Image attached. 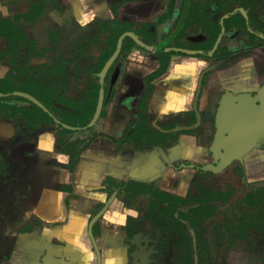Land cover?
<instances>
[{"label":"flooded vegetation","instance_id":"flooded-vegetation-1","mask_svg":"<svg viewBox=\"0 0 264 264\" xmlns=\"http://www.w3.org/2000/svg\"><path fill=\"white\" fill-rule=\"evenodd\" d=\"M256 122L264 0H0V264H264Z\"/></svg>","mask_w":264,"mask_h":264},{"label":"water","instance_id":"water-1","mask_svg":"<svg viewBox=\"0 0 264 264\" xmlns=\"http://www.w3.org/2000/svg\"><path fill=\"white\" fill-rule=\"evenodd\" d=\"M187 2H188V0H187ZM186 14H187V9L185 10V12H184V15H183V17H182V20H181V23L180 24H182V22L184 21V19H185V16H186ZM117 54V52L115 53V55ZM114 55V56H115ZM111 62H112V59L106 64V66H105V68H104V70H103V73L105 72V70L109 67V65L111 64ZM102 73V74H103ZM102 76V75H101ZM101 76H100V78H101ZM22 96H24V97H27V98H29L30 100H32V101H34L36 104H38V105H40L38 102H36L33 98H31V97H29V96H26V95H22ZM102 97H103V94H102V89L100 90V95H99V101H98V105H97V107H96V112H95V115H94V117H93V119H92V121H91V123L89 124V126H92L93 124H94V122L96 121V119H97V117L99 116V113H100V110H101V105H102ZM246 120L244 121L245 123H244V125L243 124H238L237 125V127H236V124L234 125L236 128L235 129H233V130H236V131H243V132H249V131H251V125H250V123L248 122V118H245ZM253 131H255L257 134H261V133H263L264 132V123H262V122H256V124H255V129L253 128Z\"/></svg>","mask_w":264,"mask_h":264},{"label":"crops","instance_id":"crops-1","mask_svg":"<svg viewBox=\"0 0 264 264\" xmlns=\"http://www.w3.org/2000/svg\"><path fill=\"white\" fill-rule=\"evenodd\" d=\"M24 258H25V257L23 256V257H22V261H23L24 263H21V262L17 263L18 261L16 260L17 262H15V264H36L34 260H32V259H31V260L28 259V260L26 261V259H24ZM29 258H32V257H29ZM13 259H14V258H13ZM11 262H12L11 264L14 263V261H11Z\"/></svg>","mask_w":264,"mask_h":264}]
</instances>
